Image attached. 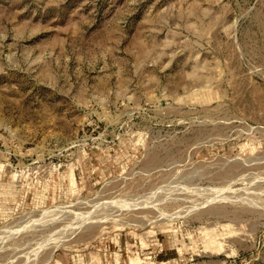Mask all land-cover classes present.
<instances>
[{
	"label": "rangeland",
	"instance_id": "1",
	"mask_svg": "<svg viewBox=\"0 0 264 264\" xmlns=\"http://www.w3.org/2000/svg\"><path fill=\"white\" fill-rule=\"evenodd\" d=\"M0 264H264V0H0Z\"/></svg>",
	"mask_w": 264,
	"mask_h": 264
}]
</instances>
